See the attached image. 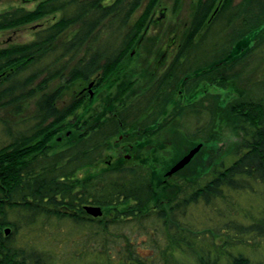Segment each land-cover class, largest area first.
<instances>
[{
  "label": "trees",
  "instance_id": "1",
  "mask_svg": "<svg viewBox=\"0 0 264 264\" xmlns=\"http://www.w3.org/2000/svg\"><path fill=\"white\" fill-rule=\"evenodd\" d=\"M159 3L41 0L32 10L0 12V30L62 12L32 41L0 48V111L9 109L16 117L0 116L6 138L0 146V264H264V101L248 96L224 105L215 94L213 102H174L169 108L163 83L155 81L120 110L119 121L91 129L80 137L84 140L59 151L51 145L56 124L79 105H58L62 89L48 92V82L86 80L101 67L119 65ZM250 32H257L252 50L227 60L234 43ZM207 39L209 51L197 60ZM261 46L264 0L236 6L231 0H197L180 43L182 82L197 72V81L223 87L246 71L245 57ZM142 115L145 122L174 131L180 127L175 120L189 115L197 126L193 134H182L183 148L198 143L201 148L170 176L151 165H99L119 122L125 128ZM227 125L238 135L231 162L214 145ZM92 176L95 180L85 179ZM244 192L261 197L256 214L244 212L251 209L237 200ZM87 205L101 207L103 214L90 215ZM46 226H53L59 239L81 230L94 244L73 246L62 257L40 241Z\"/></svg>",
  "mask_w": 264,
  "mask_h": 264
},
{
  "label": "rangeland",
  "instance_id": "2",
  "mask_svg": "<svg viewBox=\"0 0 264 264\" xmlns=\"http://www.w3.org/2000/svg\"><path fill=\"white\" fill-rule=\"evenodd\" d=\"M40 1L41 0H0V12L13 7H24L25 9L32 10ZM111 1L112 0H103L105 3ZM196 1L197 0H179L178 3L175 4L174 0H160L155 10L156 12L153 13L152 18L147 21L149 24L145 29L146 32L144 30V32L139 35L133 47L129 50L132 51L133 56L128 57L127 54L114 70L106 73L102 79L101 85L95 89L93 98L87 97L79 104L72 116L64 121V126L54 134L52 138L51 145L53 149L58 151L64 149L67 145L78 141L82 135L90 134L91 129L99 122L107 120L111 112L115 111V109L119 111L122 110L133 97H137V95L143 93L151 85L153 80L151 70L154 67L155 61L170 40L173 41L175 39L177 44L182 42ZM241 1L242 0H231V5H237ZM142 9L143 7H140L136 10L130 22H133ZM161 13H163V16ZM154 14H156L157 17L154 18ZM61 15L62 12L59 11L45 15L42 18L16 28L0 30V48L32 41L35 39L39 29L56 22ZM257 32H250L243 43H236L233 47L234 49L236 48V50L231 53L230 58L227 60H232L242 53V51L250 49ZM206 43V45H203V47L198 50L199 54L197 60L203 59V57L206 56V52L209 51L206 49L209 43L208 39ZM250 54L251 55L245 57L243 61V63H245L247 60L246 64L248 67L246 71L241 72L238 77L235 76L231 78L223 87L208 84V82L202 79L197 81V79L191 75L185 80L186 82L184 84L186 85L183 90L182 99L175 100V102L187 104L213 102L215 94L220 95L219 101L224 105L248 96L264 101V46L255 48ZM95 74H92V76L86 80L76 79L71 81L64 80V78L62 80L56 78L48 82L45 90L51 92L61 87L62 91L61 94H59L58 105L65 106L76 97L79 90L83 87H87L88 83L95 82ZM41 92H43V90L37 92V95H40ZM34 100L35 99L32 98L27 102L23 110L24 113L27 114L33 109L32 103ZM172 104L169 103L168 107L170 108ZM168 114L164 121H168ZM0 116H5L12 120L16 118L9 109L1 110ZM177 120L180 126L177 131H174L172 128H164L160 130V132L150 133L144 140L136 141L137 135H139L138 131L144 129L145 127L143 126L147 124L142 115V117L133 121L125 128L118 130L115 135L107 139L105 154L100 160L99 165L110 167L151 165L157 170H159V168H164L162 172H158L157 174L166 176V172L170 167L192 148H183L182 134H193V130L197 126L195 120L189 115H187L186 118L180 115L175 122ZM4 139L6 138L1 135L0 128V146L2 142L5 141ZM237 140L238 135L233 132L231 126L229 127L227 125L223 130V138L214 144L219 146V152L225 157L227 162H231L234 159V156L230 154V149ZM93 166L99 168L97 163L93 164ZM85 179L89 181L95 180L93 176L85 177ZM236 197L242 207L251 209L250 211L244 210V212L256 214L262 206L261 197L257 194L244 192L236 195ZM193 210L196 213L200 212L198 207L193 208ZM101 211L103 214L102 209ZM239 219H243L242 215H239ZM52 230L53 226L44 227V236L40 238L42 239L40 241H42L44 245L49 246L54 253H58L62 257H64L67 250L69 251L73 246L82 244L92 246L94 244V241L88 240V236L83 234L81 230L77 232L73 230L69 235L66 232V234L60 235L61 239H59L58 236L53 237L55 233H53ZM124 232L131 234L130 230L126 228ZM62 252H64V254H62ZM246 252L248 251L246 250Z\"/></svg>",
  "mask_w": 264,
  "mask_h": 264
},
{
  "label": "flooded vegetation",
  "instance_id": "3",
  "mask_svg": "<svg viewBox=\"0 0 264 264\" xmlns=\"http://www.w3.org/2000/svg\"><path fill=\"white\" fill-rule=\"evenodd\" d=\"M233 6H236V5H233ZM153 17L154 18L157 17L156 14H154ZM247 35L245 34V35L240 36L239 39L234 43V45L238 42L243 43L245 38H247ZM254 39H256V37ZM255 41L256 40H254L251 44V50H252V45L255 43ZM233 47L230 48L228 55H231V53L236 50V48L234 49ZM83 50H84L83 52L86 51L85 49H83ZM111 52H114L118 55V53L120 52V49L114 48V49H111ZM245 53H246V51H242V53L239 54V57ZM127 54H128V57L133 56L132 51H128ZM127 54L125 56H127ZM125 56L121 60H123L125 58ZM180 56H181L180 44H177L175 39L173 41L170 40L169 43L165 46V48L161 51L158 59L154 63L153 69L151 70V76L153 78L152 82L160 81V83H163V85H162L163 90L161 93L164 97H167L168 106H169V103L172 104L175 102V100H181L182 99V94H183V90L185 87L184 85H186V84L182 83V71H181V67H180L181 66V64H180L181 57ZM236 57H234L233 59H235ZM174 61H175V63H174ZM116 67L115 66H108L106 68L105 67L99 68L97 70V72H95L96 73L95 74V76H96L95 82L88 83L87 87H83L81 90H79L76 97L72 101L77 102L79 105L87 97L93 98V94L95 92V89L101 85L103 77L106 75V73L111 72ZM192 76L194 78L200 77L199 73H197V72L194 73ZM208 84L212 85L213 83L211 81H209ZM185 90H186V88H185ZM144 93L137 95V97H133L129 103H132V101H134L136 98L142 97L144 95ZM116 100H119V99H116ZM179 102H181V101H179ZM119 112H120L119 110L115 109V111L111 112V114L109 115L107 120H105L103 122H99L97 125H95L92 128V132L103 127V126H106V124H108V123H112L113 120L119 121V119H118ZM167 114L168 113L162 114V115H163V117H166ZM70 116H72V114L64 117L62 121H60L56 124L55 128L57 130H56L55 134L64 126V121L69 119ZM158 125H159V122H155L152 125L148 121L147 124L145 125L146 127L144 129H142L141 131H138L139 135H137L136 141L146 139L150 133L153 134L156 132H160V130H163V128L162 129L159 128ZM121 129H123V124L121 122H119V128L117 129V132H118V130H121ZM80 139L84 140V137H82Z\"/></svg>",
  "mask_w": 264,
  "mask_h": 264
},
{
  "label": "water",
  "instance_id": "4",
  "mask_svg": "<svg viewBox=\"0 0 264 264\" xmlns=\"http://www.w3.org/2000/svg\"><path fill=\"white\" fill-rule=\"evenodd\" d=\"M161 15L163 16V13H161ZM200 148H201L200 143L192 147L183 157H181L176 163H174L170 167V169L166 172V175L170 176L179 169H181L182 167H184L192 159V157L199 151ZM85 210L87 213H89L94 217L100 216L102 214L101 208L95 205H87L85 206ZM8 231L9 229L6 228L5 232L7 233Z\"/></svg>",
  "mask_w": 264,
  "mask_h": 264
}]
</instances>
